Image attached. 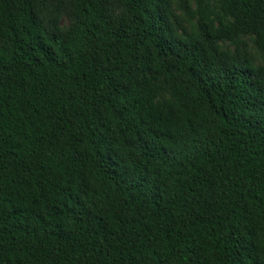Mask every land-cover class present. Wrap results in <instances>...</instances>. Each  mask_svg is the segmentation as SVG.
Segmentation results:
<instances>
[{"label":"trees","instance_id":"obj_1","mask_svg":"<svg viewBox=\"0 0 264 264\" xmlns=\"http://www.w3.org/2000/svg\"><path fill=\"white\" fill-rule=\"evenodd\" d=\"M39 1L0 0V264H264V0Z\"/></svg>","mask_w":264,"mask_h":264},{"label":"rangeland","instance_id":"obj_2","mask_svg":"<svg viewBox=\"0 0 264 264\" xmlns=\"http://www.w3.org/2000/svg\"><path fill=\"white\" fill-rule=\"evenodd\" d=\"M170 8V20L179 33L197 26L194 11L196 0H167ZM113 11L118 14L122 7L113 4ZM38 14L48 31L55 25L62 33L67 32L76 18V0H40ZM222 48L235 58H247L254 64L263 63L262 55L255 45L253 35L242 34L234 41H223ZM162 96H169L164 91Z\"/></svg>","mask_w":264,"mask_h":264}]
</instances>
